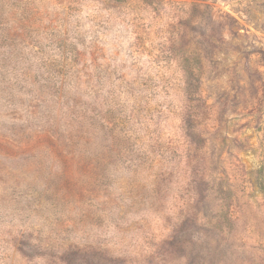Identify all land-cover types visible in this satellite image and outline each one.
<instances>
[{"label":"rangeland","instance_id":"374dc122","mask_svg":"<svg viewBox=\"0 0 264 264\" xmlns=\"http://www.w3.org/2000/svg\"><path fill=\"white\" fill-rule=\"evenodd\" d=\"M0 264H264V0H0Z\"/></svg>","mask_w":264,"mask_h":264}]
</instances>
